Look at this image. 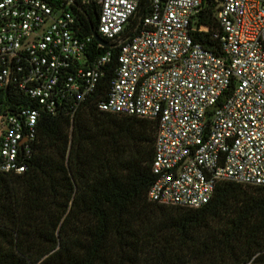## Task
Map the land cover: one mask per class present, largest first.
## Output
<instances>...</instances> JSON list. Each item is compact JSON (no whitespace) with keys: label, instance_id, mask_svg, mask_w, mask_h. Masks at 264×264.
Here are the masks:
<instances>
[{"label":"built area","instance_id":"built-area-1","mask_svg":"<svg viewBox=\"0 0 264 264\" xmlns=\"http://www.w3.org/2000/svg\"><path fill=\"white\" fill-rule=\"evenodd\" d=\"M95 1L115 44L100 54L71 7L90 0H0V91L74 114L110 73L100 109L158 121L150 200L198 208L221 181L264 186V0H151L130 34L142 0ZM208 8L221 54L196 39ZM40 115H2L1 172L27 170Z\"/></svg>","mask_w":264,"mask_h":264},{"label":"trees","instance_id":"trees-1","mask_svg":"<svg viewBox=\"0 0 264 264\" xmlns=\"http://www.w3.org/2000/svg\"><path fill=\"white\" fill-rule=\"evenodd\" d=\"M71 7L79 35L98 33L100 4ZM199 18L212 30L197 41L221 54L212 11ZM109 78L74 114L0 91L1 115L41 110L27 170L0 171V264H264V186L221 181L198 208L150 200L158 121L101 110Z\"/></svg>","mask_w":264,"mask_h":264},{"label":"water","instance_id":"water-1","mask_svg":"<svg viewBox=\"0 0 264 264\" xmlns=\"http://www.w3.org/2000/svg\"><path fill=\"white\" fill-rule=\"evenodd\" d=\"M150 2H151V0H146V3H145V5H144V7H143V10L141 11V15H143L145 12H146V10H147V8L149 7V5H150ZM94 34V37H95V39L97 40V42H99V43H101L103 46H106V47H112V46H114L115 44L114 43H112V42H110V41H108V40H106V39H104L99 33H93Z\"/></svg>","mask_w":264,"mask_h":264},{"label":"rangeland","instance_id":"rangeland-1","mask_svg":"<svg viewBox=\"0 0 264 264\" xmlns=\"http://www.w3.org/2000/svg\"><path fill=\"white\" fill-rule=\"evenodd\" d=\"M3 128H4V123H3V120H2V115L0 114V134H1L2 130H3Z\"/></svg>","mask_w":264,"mask_h":264}]
</instances>
